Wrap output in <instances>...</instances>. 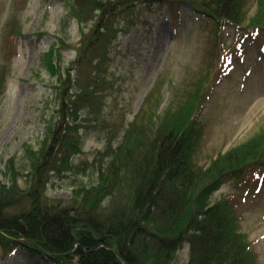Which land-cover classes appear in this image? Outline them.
Segmentation results:
<instances>
[{
	"label": "trees",
	"instance_id": "1",
	"mask_svg": "<svg viewBox=\"0 0 264 264\" xmlns=\"http://www.w3.org/2000/svg\"><path fill=\"white\" fill-rule=\"evenodd\" d=\"M64 1L80 24L91 23L89 33L81 29L84 34L75 61L87 76L63 78L60 45L64 47L65 42L58 38L59 48H51L47 62L61 82L58 121L45 147L32 154V166L22 172L26 186L19 182V170L11 183L0 181V246L7 249L19 243L51 264L75 260L77 264H178V247L188 243L190 255L184 264H255L252 243L233 228L236 215L240 216L237 202L229 198L209 204L208 199L228 179L245 181L264 165V143L255 139L220 154L206 166L198 165L193 147L198 144L200 112L211 100L222 71L223 23L264 35V0L258 1L259 13L250 19V0ZM154 1L191 4L195 13L211 21L214 44L207 72L188 87L175 89L177 105L166 109L162 126L153 132L163 98L165 79L161 77L147 96L150 117L143 122L146 115L139 113L116 148L109 142L104 155L109 161L98 166L96 182L74 188L70 201L50 198L52 176H67L74 169L72 159L82 152L76 120L99 98L97 77L90 76L100 73L103 57L106 60L118 34L125 31L116 26L112 14L136 2ZM247 18L248 25L242 24ZM21 35L12 30L10 37ZM55 53L60 61L54 65ZM7 77L6 67H0V96ZM13 162L8 168L15 167Z\"/></svg>",
	"mask_w": 264,
	"mask_h": 264
},
{
	"label": "rangeland",
	"instance_id": "2",
	"mask_svg": "<svg viewBox=\"0 0 264 264\" xmlns=\"http://www.w3.org/2000/svg\"><path fill=\"white\" fill-rule=\"evenodd\" d=\"M258 1H249V19L259 13ZM112 15L116 26L125 31L118 34L106 60L103 57L100 73L90 76L97 77L99 98L76 120L82 152L72 159L74 169L67 176H52L50 198L70 201L74 188L96 182L98 166L109 161L104 157L109 142L116 148L139 113L146 115L143 122L150 117L147 96L161 77L165 79L163 98L155 112L153 132L162 126L166 109L177 105L175 89L188 87L207 72L213 26L195 13L191 4L136 2ZM248 18L242 24L248 25ZM223 25L222 71L196 126L198 144L193 147V156L200 166L255 139L264 143V35L238 30L229 23ZM82 28L89 33L91 23L80 24L64 0H0V67L8 71L0 96V181L11 183L15 170H19V182L26 186L22 172L32 166V154L45 147L58 121L61 82L47 63L51 48H59L58 38L65 42L64 47L60 45L63 78L83 79L86 75L75 64ZM12 30L22 35L10 37ZM59 61L55 53L51 62L55 65ZM11 160L15 167L8 168ZM209 196V204L229 198L237 202L240 216L236 215L233 228L252 243L255 264H264V165L255 168L245 181L228 179ZM189 255L188 243H181L178 264L187 262ZM0 264L51 262L18 244L8 249L0 246Z\"/></svg>",
	"mask_w": 264,
	"mask_h": 264
}]
</instances>
